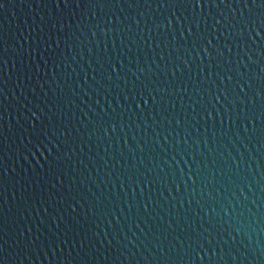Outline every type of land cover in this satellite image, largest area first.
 I'll return each instance as SVG.
<instances>
[{
    "label": "water",
    "instance_id": "water-1",
    "mask_svg": "<svg viewBox=\"0 0 264 264\" xmlns=\"http://www.w3.org/2000/svg\"><path fill=\"white\" fill-rule=\"evenodd\" d=\"M259 0H0V264H264Z\"/></svg>",
    "mask_w": 264,
    "mask_h": 264
},
{
    "label": "snow or ice",
    "instance_id": "snow-or-ice-1",
    "mask_svg": "<svg viewBox=\"0 0 264 264\" xmlns=\"http://www.w3.org/2000/svg\"><path fill=\"white\" fill-rule=\"evenodd\" d=\"M256 3V0H253V4ZM259 3L261 5L262 8H264V0H259ZM262 23H264V21H262Z\"/></svg>",
    "mask_w": 264,
    "mask_h": 264
}]
</instances>
